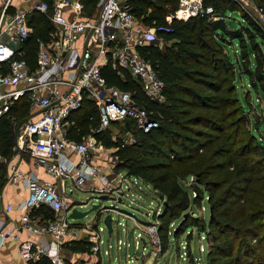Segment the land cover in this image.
<instances>
[{
	"label": "trees",
	"instance_id": "obj_1",
	"mask_svg": "<svg viewBox=\"0 0 264 264\" xmlns=\"http://www.w3.org/2000/svg\"><path fill=\"white\" fill-rule=\"evenodd\" d=\"M256 1L264 14V0ZM205 3L222 19L175 18L177 0L130 1L134 15L155 27L158 39L165 43L163 48L150 44L139 51L164 83V101L150 100L127 72L121 78L110 67L102 69L110 85L130 92L157 123L148 132L137 130L134 143L117 146V167L145 182L163 200V209L155 217L161 250L169 238L183 233L190 238L195 230L204 239L206 252L203 262H196L188 250V264H264V146L249 127L235 83L237 76H243L264 97V31L234 0ZM227 11H237L245 25L228 28ZM29 24L33 32L22 47V58L32 68L37 42L48 39L50 25L36 13L29 16ZM232 40L239 46L234 62L224 49ZM27 107L20 101L0 119L1 158L11 157V126L27 116ZM70 119L68 134L76 140L81 131L89 134L98 124L96 109L88 101ZM124 122L129 128L132 121ZM104 133L95 135L100 143ZM103 139L110 145L108 138ZM5 174L0 163V193ZM203 201L206 215L194 211L201 209ZM31 215L51 217L44 207ZM175 221L178 224L169 237V226ZM67 249L86 252L89 245L73 241ZM33 264L52 263L41 257Z\"/></svg>",
	"mask_w": 264,
	"mask_h": 264
},
{
	"label": "built area",
	"instance_id": "obj_2",
	"mask_svg": "<svg viewBox=\"0 0 264 264\" xmlns=\"http://www.w3.org/2000/svg\"><path fill=\"white\" fill-rule=\"evenodd\" d=\"M16 1L0 0V119L18 102L27 103V116L11 126V151L28 156L49 180L39 181L32 171L23 175L11 157H0V163L8 167V181L22 182L28 189L24 199L14 207L6 205L4 212L19 211L18 229L37 238L21 240L16 233H5L0 220V248L10 236L17 241V253L24 264H33L41 257L52 264H74L72 256L64 259L58 254L63 241L67 237L85 241L89 251L97 253L101 242L97 231L105 229L95 221L72 223L71 210L77 204L85 205L74 194L88 192L93 196L90 199L99 201L98 211L118 217L116 225L119 218L130 220L126 213L101 206L106 199L120 202L132 177L127 180L121 173H114L111 156L110 160H102L104 148L95 135L105 132L114 122L126 120L142 132L157 126L130 92L108 83L102 69L110 67L121 78L127 72L150 100L163 102L164 83L139 52L159 41L157 29L134 15L131 0H97L90 17L84 15L81 0ZM234 1L240 6L246 4L245 0ZM258 10L264 18L262 10ZM33 13L46 19L51 31L46 41L38 40L35 63L29 68L22 58V47L33 32L29 24ZM173 16L183 20L194 16L222 19L205 0H177ZM86 101L96 109L98 124L89 134L72 139L68 134L73 125L70 116ZM42 207L51 217L31 215ZM142 233L138 235L141 240ZM145 233L160 245L157 229Z\"/></svg>",
	"mask_w": 264,
	"mask_h": 264
},
{
	"label": "rangeland",
	"instance_id": "obj_3",
	"mask_svg": "<svg viewBox=\"0 0 264 264\" xmlns=\"http://www.w3.org/2000/svg\"><path fill=\"white\" fill-rule=\"evenodd\" d=\"M84 3V0H81ZM246 4L240 6L242 12L247 14L257 25H261L264 31V18L258 10V4L256 0H245ZM15 2H17L15 0ZM84 15L90 17L96 10V4L84 3ZM262 16V18H261ZM225 23L227 27L232 30L241 28L240 25H245L240 14L237 11L225 12ZM51 31V28L49 32ZM5 40V36L3 37ZM159 48H163L165 43L161 40L155 43ZM225 52L229 55L231 61H235L234 58L239 55V46L235 40L228 42L224 45ZM264 50V49H263ZM252 58V56H251ZM237 59V58H236ZM238 63V61H236ZM239 73V71H236ZM236 89L238 98L243 106L244 111L249 116V127L252 128L253 134L259 140V143L264 146V97L251 89L247 79L243 76H237L236 78ZM125 122L117 123L112 125L106 130L101 137V145L104 148V158L102 160H110L112 157V168L114 173L119 172L127 180L129 176L127 171L123 168H118L117 163L119 158L116 155L118 149L117 146L125 144L129 141L137 139V128L133 122H130L128 128ZM80 132V131H79ZM87 132V131H86ZM85 131H81L78 137L85 136ZM84 134V135H83ZM103 138H108L110 145H105ZM114 177V175H113ZM132 177V176H131ZM134 180H133V179ZM130 178L126 195L121 198V201L116 203L115 201L106 199L101 202L102 207L115 208L119 212L126 213L130 220L125 221L123 218H119V225H116L118 217L113 214L112 222V233L108 235L106 229L97 231L100 237V250L97 253H92L89 250L81 252V255L75 259L74 264H82L84 261L93 264H188L187 251L193 255L196 262H203L206 246L204 239L193 230L192 236L188 238L186 233L180 234L175 238H169L166 249L161 250L160 245L154 244V239L150 236L147 231L155 228L157 220L156 216L162 211L163 200L156 196V191L148 186L145 182L140 179ZM90 194L81 193L79 195L80 201H84L85 205L81 208H77L78 211L84 212L90 210L93 205L99 204V201L90 199ZM88 199V200H87ZM201 209L194 211L198 213L203 212L206 215L207 207L205 201L201 204ZM105 215H101L100 221L98 220L96 211H92L83 218L74 219L73 224L82 225L85 223H99L100 226L104 227L102 219ZM156 224V225H155ZM178 224V221L173 222L169 226L168 236L170 237L174 228ZM97 230V229H96ZM142 237L145 242V249L142 250L144 244L142 243L138 235L143 234ZM147 234V235H146ZM154 240V241H153ZM187 244V245H186ZM84 260V261H83Z\"/></svg>",
	"mask_w": 264,
	"mask_h": 264
},
{
	"label": "crops",
	"instance_id": "obj_4",
	"mask_svg": "<svg viewBox=\"0 0 264 264\" xmlns=\"http://www.w3.org/2000/svg\"><path fill=\"white\" fill-rule=\"evenodd\" d=\"M12 164H14L18 171L21 174L25 175L27 172H34L36 177L39 181H47L49 177L44 173L42 169L35 168L33 161L28 158L25 154L12 153L11 155ZM6 174H5V185L0 193V220H3L4 226L3 231L5 233L11 232L16 233L18 238L21 240L23 239H35V236H32L28 232L23 229H18L20 226V212L12 209L8 213L4 212V208L6 205L11 204L13 207L19 203L22 199H24L28 193V189H26L25 185L22 182L11 183L8 181V167L5 166ZM81 193H88L86 191H80L74 197H77ZM89 194V193H88ZM81 205V206H80ZM84 204H77L75 209L78 207H83ZM73 241H80V240H72L71 238L67 237L58 251V254L65 259V257L72 256L75 259L81 255V252H72L67 249L69 244ZM84 261V260H83ZM83 263H87L84 261ZM82 263V264H83ZM0 264H24L18 256L17 253V241L12 239L10 236L4 241V244L0 248Z\"/></svg>",
	"mask_w": 264,
	"mask_h": 264
},
{
	"label": "water",
	"instance_id": "obj_5",
	"mask_svg": "<svg viewBox=\"0 0 264 264\" xmlns=\"http://www.w3.org/2000/svg\"><path fill=\"white\" fill-rule=\"evenodd\" d=\"M98 208H99V204L93 205L90 210H87V211H84V212L78 211L77 209L74 208V209L71 210V212L69 214V217L72 218V219H79V218L85 217L86 215H88L92 211H96V215H97L96 219L97 220H98L99 217H101V215H105L103 217L101 223L104 225L108 235H110L112 233V217H111V214L110 213H106L104 211L100 212V211H98ZM99 221H100V218H99ZM144 242L145 241H142L143 244H144Z\"/></svg>",
	"mask_w": 264,
	"mask_h": 264
}]
</instances>
